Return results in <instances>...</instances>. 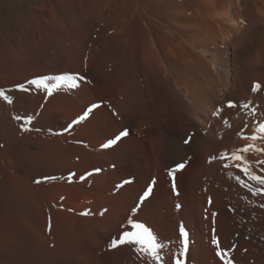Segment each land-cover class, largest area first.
<instances>
[{"label":"bare ground","instance_id":"6f19581e","mask_svg":"<svg viewBox=\"0 0 264 264\" xmlns=\"http://www.w3.org/2000/svg\"><path fill=\"white\" fill-rule=\"evenodd\" d=\"M1 1L0 264H143L110 247L120 205L181 251L186 227L264 264V0ZM64 74L75 87L27 83Z\"/></svg>","mask_w":264,"mask_h":264},{"label":"rangeland","instance_id":"374dc122","mask_svg":"<svg viewBox=\"0 0 264 264\" xmlns=\"http://www.w3.org/2000/svg\"><path fill=\"white\" fill-rule=\"evenodd\" d=\"M1 2L5 6L6 10H8V13H10V15L16 17V14H15L16 11H15V9H13L14 7L12 5H10V2L8 0L7 1L2 0ZM75 121H77V120H75ZM137 132H138L137 130H136V132L134 131V133L132 132V134H133L132 139H135V138L140 139V137L137 136L138 135ZM140 154H143L142 150H141ZM86 166H88V163L77 165L72 170L73 177H79L81 175L80 179L85 180L89 176H91L90 175L91 171L84 174L85 170L87 171L88 168L83 169V170H82V168L86 167ZM117 178H119V174L112 175L111 186H112V188L114 187L118 190H121L123 185L128 184V182L127 183H125V182L121 183L120 182L117 185V181L113 182V180H116ZM168 178H170V177H167V179ZM170 179H171L170 181H172V183H173V181H175V182L178 181L177 178L172 177ZM99 181L100 182H104V181L106 182L107 179H105V180L100 179ZM153 181H154L153 184H155L156 180H153ZM92 185H93V183H92ZM148 196L144 200H146L148 198ZM138 200L140 202L144 201V200L141 201L140 198ZM134 208L136 209L135 213H133V212L130 213L129 211H128V213H126V211H125L126 209L122 205L119 206V210H118V213H116V216L119 217V219L121 221L119 224V233L120 234L122 231H132L131 227L128 225V219L130 217L134 218V216L137 215L138 211H139L138 205H135ZM102 211H103V213H107L105 209H103ZM120 211H125V213L121 214L122 212H120ZM164 211L165 210H163L162 212L161 211L158 212L157 219L160 218V214L162 215L164 213L165 214L167 213ZM132 215H133V217H132ZM81 216L86 217L88 215L86 214V212H84V213H81ZM202 219H203V217L201 219H198V220H197V218H194V220H193L194 224L196 226V227L194 226L192 228V230H193L192 234L194 236H195V234L201 236L204 234L203 232H205L201 226ZM157 223H158V221H156V224ZM121 226H123V228ZM183 228H184L185 233H186L185 238H187V241L183 242L182 251L180 249V243L175 238H164V239L163 238H155L154 242L157 244L156 249H153L151 252L146 251V250H141L139 252V251H136L138 248L137 245L132 244L133 249L135 248L134 254L137 256V258L143 264H177V262H179V264H213L214 262L216 263V261L218 262V264H226L224 258L222 259L220 256L217 255L218 249L216 248L217 243L214 242V239H215L214 236L212 237L211 242L209 241V239L206 241L205 237H204V243L202 245H200V247H198V245L195 244V240H193V238H192V240H190L188 229L186 227H183ZM207 229H208L207 232H209V227ZM120 234H119V236H120ZM204 235H206V233ZM202 242H203V238H202ZM211 246L213 247L212 256H213L214 260H212L211 258H208L207 253H206V251H209L210 248H212ZM196 248H197V250H196ZM197 253H198V255H197ZM210 257H211V255H210Z\"/></svg>","mask_w":264,"mask_h":264},{"label":"snow or ice","instance_id":"6c2138e0","mask_svg":"<svg viewBox=\"0 0 264 264\" xmlns=\"http://www.w3.org/2000/svg\"><path fill=\"white\" fill-rule=\"evenodd\" d=\"M75 76L71 75V74H64V75H57L54 77H47V76H40L37 78H33L31 80H29L27 83L29 85H34L36 88H44L46 89L49 94H51L53 89H57L59 87H61L64 84H67L69 87H75ZM48 80H53L55 81V83L52 84H48L46 83ZM17 87L23 88V85H18ZM260 88L259 84H255L253 86V91H256L257 89ZM0 96H3L5 100H8V96L4 94L3 90H0ZM10 102V101H9ZM228 108H234L236 107V105L232 102V101H228L227 105ZM95 107V106H93ZM215 114V113H214ZM87 115V112H85L84 116L81 117V119H83L85 116ZM15 119H24L26 123H30L32 120L31 116L28 117H20L17 116L15 117ZM77 123V121H73L72 124L68 125V128L64 129V131H68L73 124ZM259 131L261 133H264V122H261L259 124ZM124 135H126L125 132H120L119 134H117L115 136L114 139L109 140L107 144L102 145V147H108L110 144H114L116 143L119 139H121V137H123ZM253 140L257 139L256 135H253L251 137ZM188 141L186 140L185 143H187ZM251 146H245L241 151L247 152L248 148ZM236 159H240V157H235ZM261 163H264V161H262ZM239 167V165H237ZM178 168L183 167V164H178L177 165ZM244 172H248V169H242ZM45 179H49L48 177H45ZM251 179L256 180L260 185H264V177H260L257 175H252ZM39 182V181H37ZM149 190H146L140 197V200L143 201L148 195H149ZM259 191H261L260 189H257L256 192H254V194H257ZM264 206V205H262ZM132 212L135 213L136 209L133 208ZM128 225L131 227L132 231H122L119 239H112L111 243H110V247H116L118 245H123V244H134L139 246L137 248V251L140 250H146L151 252L153 249L157 248V244L154 242L155 241V237L152 235L150 229H148L143 223L138 222L137 220L133 219V218H129L128 219ZM123 228V226H121ZM180 235L183 237L186 235L185 230L183 227L180 228ZM216 242V241H214ZM225 251L223 249H221L220 251L217 252L218 256H221V258L223 259L225 256ZM177 264H179V262H177ZM226 264H228V262L226 261Z\"/></svg>","mask_w":264,"mask_h":264}]
</instances>
